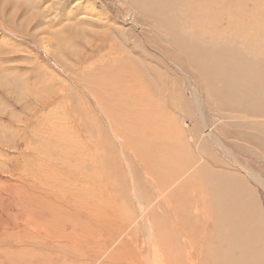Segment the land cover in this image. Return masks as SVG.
I'll return each instance as SVG.
<instances>
[{"label": "rangeland", "instance_id": "374dc122", "mask_svg": "<svg viewBox=\"0 0 264 264\" xmlns=\"http://www.w3.org/2000/svg\"><path fill=\"white\" fill-rule=\"evenodd\" d=\"M117 1L0 0V264H99L102 258L99 251L108 242L112 243L104 251L116 257L109 256L112 264H187L176 248L169 249L174 263L166 256L169 250L155 252L153 237L143 229L141 215L137 214L129 224L131 213L135 214L138 207L133 199L129 164L139 176L140 201H151L150 217L156 222L161 220L158 194L145 192L151 193L148 187L152 186L146 168L157 146L167 147V144L159 140L144 145L139 141L140 135L131 131L132 127L141 125L132 115L137 117L142 111L158 114L154 115V121L160 125L169 118L178 127L184 115V124L201 140L207 137V128L214 136L219 133V140L232 150L240 166L262 174L264 179V147L252 139L263 135L255 137L236 126V132L231 135L229 128L226 129L232 120L229 116L248 115L237 109V103L228 101L234 99L238 86H244V80L231 74L229 66L222 67L220 77L207 71L211 65H218V60L208 59L213 58L218 48L222 55H231L237 63L239 54L240 65L249 63L264 70L261 64L264 62V0H227L232 4L223 6V13L222 9L214 8L215 0H125L127 4L124 0ZM254 2L259 3V13L263 15L253 17ZM155 3L159 5L156 12L147 7ZM206 4L209 12L203 13ZM233 4L240 12L236 7L233 9ZM227 8L233 10L228 17L224 13ZM120 12L126 16L134 12L133 17L136 13V25L121 21L117 17ZM203 34L209 37L203 39ZM141 76L143 80L139 82ZM236 78L237 86L233 85ZM231 87L226 97L220 96L221 90ZM126 93L134 100L129 105H115ZM145 101L150 102L149 109L144 106ZM262 103L264 100L257 102L264 106ZM107 109L115 113L113 117L120 130L134 137L139 148L124 146L117 140V130L106 117L111 114ZM84 125L90 129L91 139L102 137L105 161L97 163L86 153L93 142L88 141ZM208 139L213 141L211 136ZM184 140L186 145L178 143L182 155L183 147L187 146ZM207 146L203 143V150L220 159V154L211 151V147L206 149ZM69 149L85 153H77L85 158V164L79 168L71 162L73 170L90 175L101 170V175H108L105 184L96 183L92 192L87 190V181L65 167L64 151ZM220 167L243 172L225 156ZM251 184H254L252 180ZM178 185L172 183L168 195ZM252 186L253 203L258 204L264 215V190L256 183ZM102 206L109 210L104 211ZM179 250L186 251L180 246ZM96 255L98 259L94 262Z\"/></svg>", "mask_w": 264, "mask_h": 264}, {"label": "bare ground", "instance_id": "6f19581e", "mask_svg": "<svg viewBox=\"0 0 264 264\" xmlns=\"http://www.w3.org/2000/svg\"><path fill=\"white\" fill-rule=\"evenodd\" d=\"M180 1H183V0H179V2ZM124 2L127 4V2L125 0H124ZM215 2H216V4H214V8L215 9L218 8L217 11H220L223 8V6H226V5L231 6V4H232L231 1H227V0H219V1L215 0ZM139 3H141V2H139ZM168 4H170V3H168ZM122 5L123 4L120 3V6H122ZM156 5H158V4L155 3L151 6L148 5L147 7L150 10L156 12V9H155V7H157ZM258 5H259V3H258ZM258 5L256 2H254L252 5L253 8L251 10V13L254 11L253 17L263 15V13H259L260 7ZM164 6H166V5H164ZM167 6H166V8H167ZM183 6H184V4H183ZM235 7L236 6L234 5L233 9ZM161 8H162V6H161ZM229 8H231V7H229ZM236 8H238V7H236ZM157 9H159V8H157ZM132 10H130V11H132ZM231 11H233V10L232 9L228 10V8H227V10L224 11V13L228 17V15L231 13ZM202 12L203 13L209 12V8H208L207 4L202 7ZM239 12H240V9H239ZM133 13L134 12H131V13H129L128 16H126L124 13L121 14V12H120L117 14V17L120 18L121 21H123V22L131 21V23L133 25H136V23L134 21V18L136 19V13H135L134 17H133ZM164 13H166V12H164ZM181 13L182 12H180V14ZM217 13H219V12H217ZM222 13H223V9H222ZM222 13H221V15H222ZM184 14H185V10H184ZM237 14L239 15V13H237ZM236 15H234V16H236ZM173 16H175V15L173 14ZM238 17H240V16H238ZM179 18H181V17H179ZM189 18H191V17H189ZM216 22L218 24L219 19L216 20ZM239 22L241 24H243L242 21H239ZM183 23H184V21H183ZM187 26H189V25H187ZM45 31H47V30H45ZM202 36H203V39H205L206 37H209L205 34H203ZM191 38H190V40H191ZM182 39H183V36H182ZM187 43H189V42H187ZM43 47L46 48V44H43ZM186 48H189V47H186ZM186 48H185V52L188 51ZM217 50H218V52H215L213 54V58L208 57V56L207 57H208V59H210L212 61L218 60V63H217L218 65H211V68H208L207 71L211 70L214 74H216V75L218 74V77H220L219 75L221 73L222 67L229 66L232 69L231 74H234L235 76L236 75L241 76L245 82L244 86H238L235 89L236 95H235L234 99L231 101L229 98L228 101H230V103L231 102L234 103V105H235V103H237L236 104L237 109L239 111L247 113L248 115H245V116H238V115L229 116V118H232V120L229 124H226V127H227L226 129L229 128V132L231 135H233L236 132V130L234 128L235 126H236V128H238L240 130H246L250 133H253V135H255V137L257 136L256 134H258V135L262 134L263 137L259 138L260 137L259 136V137L252 138V139L257 141V144L261 143L262 146L264 147V106H260L257 104V102L264 100V94H263V92H264V70L262 67L257 68V67L250 66L248 63L249 62L248 60H247L248 65H242V64L240 65V62H242V60L240 59L241 56H239V54H237V56H236L238 58V63H237L236 61H234V59L232 58L231 55L226 56L225 54H223V55H225V57H223L221 50L219 48ZM187 54H186L185 58L188 57ZM189 55L191 58H193L191 56L192 54H189ZM196 58H197V56H196ZM244 59H243V61H244ZM186 60H188V58ZM193 62H192V64H194ZM223 62H229L231 65H223V64L219 65V63H223ZM210 64H212V63H210ZM261 64L263 65L264 62H262ZM251 65H253V62ZM207 67H208V65H207ZM123 73H125V72H123ZM259 77H260V79H258ZM222 79H224V78H222ZM138 80H139V82H141V80H143V77L142 76L139 77ZM231 80H232V77H231ZM235 80L236 81H234L233 85H236V82L238 81L237 78ZM120 82H121V80H120ZM143 82H145V81H143ZM241 82H243V81H241ZM230 83H231V81H230ZM145 85H147V84H145ZM231 91H232V87L231 88H224V90H221L222 94H220V96H222L224 98ZM160 99H162V98H160ZM197 99H196V101L199 103V101ZM133 100H134V97L130 93H126L123 98H121L118 102H115V105H121L122 103H128V105H129V102H132ZM243 100H246V101H243ZM160 101L162 102V100H160ZM98 103L102 106L101 98L99 99V97H98ZM104 103H106V102H104ZM141 104H143V103H141ZM263 104L264 103H262V105ZM144 106L146 108H148L150 106V102L145 101ZM110 108H111V105H110ZM159 108H160V106H159ZM107 111L109 113L110 110L107 109ZM103 113H105V112H103ZM113 113L111 112V114H106V117L114 125V129L117 130V131H115V135L117 137V140L119 142L121 140V142L123 143L124 146L131 145V146H134L136 148H139V143L137 141H135L134 137L132 138L131 136L124 134L122 132V130H120V127H119V124L117 123V120H115L113 117L115 115V113L114 114ZM154 115H158V114H154ZM154 115L153 114L148 115V114L144 113L143 111L137 117L132 115L133 120L135 122L140 123L141 125L137 128H136V126L132 127L131 131L135 132L136 135L137 134L140 135L139 141L142 142L144 145H147L149 141L158 142L159 140L161 141V144H165V143L167 144V147H164L163 145H160V144L157 146V148L155 150L156 152H154L149 157V165L146 168V173L149 175V179H150V182L152 183V186L148 187L149 189H151V193H148L147 191H145V192L147 194H150V195L158 194V201H159L158 207L161 211V215H160L161 220H160V222H156L155 218L150 217V215H149L151 212L150 206L152 205L151 201H147V200L144 202L140 201L141 197L138 196V194L140 192L139 176H138V173L136 171H134V173H133L132 167L129 164L128 173L130 174V176H132L133 199L137 202V205H138L137 212L135 214L131 213V216L129 218V224H131V222L134 220V218L137 214L141 215V219L143 220V229H145L146 232L149 233L150 236L153 237V238L151 237L152 238L151 241L153 242L155 252L157 253L158 249H160V251L161 250L167 251V250L171 249L172 247L176 248L178 253L180 254L182 260L183 261L187 260L186 261L187 264H264V215L260 211L258 204L253 203L255 201L253 198V193L255 190H253V186H252L256 183V185L258 187H260L262 190H264V179L262 177V174L260 176L258 173L250 172L251 171L250 169L248 171V169L241 167L240 163H238L236 161V158L233 156V154L231 152L232 150L227 146V144H225V142L219 140L220 139L218 136L219 133H217V136H214L210 128H207V130H208L207 131V134H208L207 137L205 136L201 140V139H199V137L195 134V132L192 129L187 128V125L184 124V121H185L184 115L181 119L182 125H180L179 127L175 126V124H174L175 122L173 123V121H171V119H169V118H166L165 124L160 125L159 123L154 121V119H155ZM218 115H220V114L218 113ZM162 116L164 117V115H162ZM225 117H226V115H225ZM128 118H130V114H129ZM220 118H221V116H220ZM163 120H164V118H163ZM221 121L219 123H223ZM177 122H178V120H177ZM204 126L206 127L205 123H204ZM83 131L89 137L88 141L93 142V145L91 146L90 149H88V151H86V153L90 154L91 159L95 160L97 163L100 162L101 160L105 161L106 158L103 157V155L106 154V150L104 148V141H103L102 137H99L96 140H94V138L91 139L90 129L87 127V125L83 126ZM247 135L249 136L250 134H247ZM126 136H128V138ZM132 136H133V134H132ZM208 136H211L213 141H210L208 139ZM184 138H186L187 146L183 147V155H182L181 154L182 148H180L178 143L183 142L186 145ZM247 138L249 141L252 140L249 137H247ZM106 139L108 141L111 140V139L110 140L108 139V136L106 137ZM72 140H73V137H72ZM72 140H70V141H72ZM74 141H76V140H74ZM80 141H83V139L82 140L80 139ZM84 142L86 143V141H84ZM71 143L72 142H70V144ZM75 143H72V144H75ZM203 143L208 145L206 147V149L209 150L211 147V149H210L211 151L213 149L216 152V154H218V155L220 154L219 155L220 159H217L215 154H213L215 156H210L211 152L209 153L208 151L203 150ZM75 147H76V145H75ZM73 148H74V146H73ZM191 148H192V150H191ZM129 149L133 150L131 147H129ZM64 153L66 154L64 156V159L67 163L65 165L66 169L68 171H74L75 173H77L78 176L81 177V179H85L87 181V183H86L87 190L89 189L92 192V187L96 183L105 184V179L107 180L106 177L108 175H104V174L101 175V173H102L101 170L98 172L97 175H90V174L82 172L81 170H73V168L70 166L71 162H74V164L79 168L81 165L85 164V161H84L85 158H83L77 154V153H83V152H81L80 150H77V152H74V151L69 149V150H65ZM93 153H95L96 155H93ZM83 154H85V153H83ZM88 154H86V155H88ZM222 154L225 156V158H229L231 161H234L235 168H240L243 171V172L241 171L243 173V175H241L242 173L239 174L240 172L238 173V169H234L233 171L222 169V167H220V165L222 163V158H224V156ZM136 158H137V156H136ZM137 161L140 162L139 165L142 164V160L140 158ZM64 179L66 180V178H64ZM251 180L254 182V184H251ZM172 183H178L179 185L177 187L173 188L172 193L170 195H168V191L170 190ZM84 186H85V184H84ZM218 188H220V190L218 191V193H216ZM166 191H167V193H165ZM102 199H103V197H102ZM105 199L107 200V198H105ZM102 209L104 211L109 210L106 206H102ZM134 211L135 210H133L132 212H134ZM110 212H111V210H110ZM110 212L109 213L107 212L108 213L107 215H109ZM112 212H113V210H112ZM112 215H113V213H112ZM119 221H121V220H119ZM122 222L123 221H121V223ZM134 227L136 228L137 226L135 225ZM42 232L44 234V231H42ZM117 232L118 231H116V233ZM120 232H124V231L121 230ZM124 233H126V232H124ZM114 235L116 236V234H114ZM131 235H130V237H131ZM111 236H113V235H111ZM117 236H119V235H117ZM135 236H134V238H135ZM114 237H113V239H114ZM124 238H125V236H124ZM134 240H137V239H134ZM143 241H145V240H143ZM151 241H150V243H152ZM125 242H126V240H125ZM180 242H181V244H180ZM111 243L112 242H108V244L107 245L105 244L106 246L99 251V253L102 254V258H101V261L99 262V264H101L102 261L103 262H109L111 260L110 259L111 257H109V256H113V255L111 253H109V251L108 252L104 251V249H106V248L108 249V246ZM150 243H148V244H150ZM114 244H115V242H114ZM67 245H68V243H67ZM135 245H136V243H135ZM150 245H149V247H150ZM146 246H147V244H146ZM179 246L181 247V249L185 248L186 251H184V250H183L184 252L180 251ZM134 247H136V246H134ZM139 247L137 246L136 248H139ZM114 250L115 249H113V251ZM115 251L117 252L118 250H115ZM130 251H131V249H130ZM147 251H149V250H147ZM75 252H77V251H75ZM136 252L137 251H135V254L138 253V252L137 253ZM95 254H97V253H95ZM124 254H126V253H124ZM152 254H153V250H152ZM97 255L94 256L92 259L94 262L96 259H98ZM99 256L101 257V255H99ZM146 256H147V253H146ZM166 256L174 263V255L170 250L168 253H166ZM113 257L116 258L115 256H113ZM117 257H119V256H117ZM155 257H157V256H155ZM127 258H128V256H127ZM152 258H154V256ZM154 259L158 260V258H154ZM123 261H124V259H123ZM149 261H151V260H149ZM134 262H135V260H134ZM110 264H112V263H110ZM131 264H133V263L131 262ZM144 264H146V263H144Z\"/></svg>", "mask_w": 264, "mask_h": 264}]
</instances>
